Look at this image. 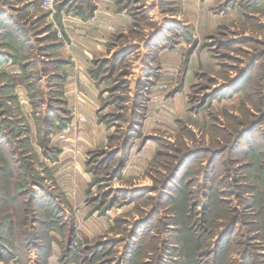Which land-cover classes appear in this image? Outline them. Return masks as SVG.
I'll return each instance as SVG.
<instances>
[{
    "label": "rangeland",
    "instance_id": "374dc122",
    "mask_svg": "<svg viewBox=\"0 0 264 264\" xmlns=\"http://www.w3.org/2000/svg\"><path fill=\"white\" fill-rule=\"evenodd\" d=\"M0 264H264V0H0Z\"/></svg>",
    "mask_w": 264,
    "mask_h": 264
},
{
    "label": "built area",
    "instance_id": "2783aa9c",
    "mask_svg": "<svg viewBox=\"0 0 264 264\" xmlns=\"http://www.w3.org/2000/svg\"><path fill=\"white\" fill-rule=\"evenodd\" d=\"M62 0H39L41 7L45 10H53Z\"/></svg>",
    "mask_w": 264,
    "mask_h": 264
},
{
    "label": "trees",
    "instance_id": "16d2710c",
    "mask_svg": "<svg viewBox=\"0 0 264 264\" xmlns=\"http://www.w3.org/2000/svg\"><path fill=\"white\" fill-rule=\"evenodd\" d=\"M58 4H59V3H58ZM58 4H57V5H58Z\"/></svg>",
    "mask_w": 264,
    "mask_h": 264
}]
</instances>
